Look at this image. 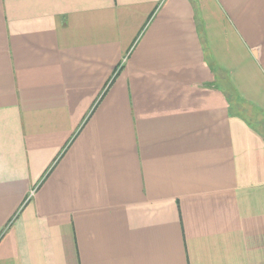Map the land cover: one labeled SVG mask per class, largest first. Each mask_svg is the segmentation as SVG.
<instances>
[{
  "label": "crops",
  "instance_id": "0c3cea01",
  "mask_svg": "<svg viewBox=\"0 0 264 264\" xmlns=\"http://www.w3.org/2000/svg\"><path fill=\"white\" fill-rule=\"evenodd\" d=\"M0 264H264V0H0Z\"/></svg>",
  "mask_w": 264,
  "mask_h": 264
}]
</instances>
